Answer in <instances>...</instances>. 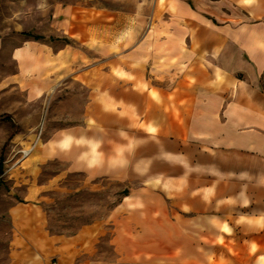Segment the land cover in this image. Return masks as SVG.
<instances>
[{
  "label": "crops",
  "instance_id": "1",
  "mask_svg": "<svg viewBox=\"0 0 264 264\" xmlns=\"http://www.w3.org/2000/svg\"><path fill=\"white\" fill-rule=\"evenodd\" d=\"M161 1L149 56L144 40L116 42L105 14L86 40L58 29L0 41L14 68L1 88L37 108L33 121L44 104L48 115L20 161L15 229L49 162L65 167L59 179L123 192L105 221L55 238L58 264H264V0ZM107 225L114 261L97 262Z\"/></svg>",
  "mask_w": 264,
  "mask_h": 264
},
{
  "label": "rangeland",
  "instance_id": "2",
  "mask_svg": "<svg viewBox=\"0 0 264 264\" xmlns=\"http://www.w3.org/2000/svg\"><path fill=\"white\" fill-rule=\"evenodd\" d=\"M164 3L161 0H0V41L5 43L13 35L57 39L59 30L65 29L86 40L88 22L96 15L103 23L105 14L104 22L111 24L116 42L125 38L144 40V50L149 56L152 40L148 31L165 10ZM67 20L69 24L61 29ZM13 72L6 48L0 51V264H58L55 238L73 235L89 224L105 221L123 192L115 183L89 184L81 175L65 174L59 179V172H64L65 167L49 162L35 175V183L47 189L36 202L25 203L27 206L20 211L23 222L15 229L8 212L16 201L22 202L26 187L16 184L24 178L20 151L43 141L48 115L44 104L38 121H33L37 108L30 113L24 111L23 98L17 91L12 87L1 88V83ZM10 108L15 112H8ZM19 115L24 118L25 123L20 124L23 129L18 124ZM33 206L37 214L32 212ZM110 234L111 227L107 225L96 244L97 262L114 261L115 254L108 242Z\"/></svg>",
  "mask_w": 264,
  "mask_h": 264
},
{
  "label": "built area",
  "instance_id": "3",
  "mask_svg": "<svg viewBox=\"0 0 264 264\" xmlns=\"http://www.w3.org/2000/svg\"><path fill=\"white\" fill-rule=\"evenodd\" d=\"M35 144H36V142L33 143L28 149L20 151L21 160H24L25 158H27L31 154L33 148L35 147Z\"/></svg>",
  "mask_w": 264,
  "mask_h": 264
},
{
  "label": "trees",
  "instance_id": "4",
  "mask_svg": "<svg viewBox=\"0 0 264 264\" xmlns=\"http://www.w3.org/2000/svg\"><path fill=\"white\" fill-rule=\"evenodd\" d=\"M34 39H39L38 37H34ZM0 172H1V166H0Z\"/></svg>",
  "mask_w": 264,
  "mask_h": 264
}]
</instances>
